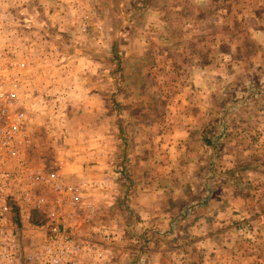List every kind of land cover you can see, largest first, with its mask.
<instances>
[{
    "label": "rangeland",
    "instance_id": "374dc122",
    "mask_svg": "<svg viewBox=\"0 0 264 264\" xmlns=\"http://www.w3.org/2000/svg\"><path fill=\"white\" fill-rule=\"evenodd\" d=\"M1 74L26 113L32 165L67 182L85 151L111 166L113 182L88 192L93 213L74 221L82 264H154V248L159 264H264V0H0ZM130 175L177 220L197 212V230L148 243L128 228L116 200ZM187 193L201 199L192 210ZM18 219L31 239L41 218Z\"/></svg>",
    "mask_w": 264,
    "mask_h": 264
},
{
    "label": "built area",
    "instance_id": "2783aa9c",
    "mask_svg": "<svg viewBox=\"0 0 264 264\" xmlns=\"http://www.w3.org/2000/svg\"><path fill=\"white\" fill-rule=\"evenodd\" d=\"M11 82L0 75V264H82L87 247L72 231V223L79 210L93 213L86 202L88 192L109 185L115 176L67 182L53 167L32 165L27 159L32 140L26 113ZM14 201L19 217L43 220L31 226L29 240L13 218ZM257 215L261 213L256 210ZM251 229V219H242L239 232Z\"/></svg>",
    "mask_w": 264,
    "mask_h": 264
},
{
    "label": "crops",
    "instance_id": "0c3cea01",
    "mask_svg": "<svg viewBox=\"0 0 264 264\" xmlns=\"http://www.w3.org/2000/svg\"><path fill=\"white\" fill-rule=\"evenodd\" d=\"M95 152H87L85 151V154L83 156H81V160L78 161L77 163H74L73 166L69 165L70 169V175L68 176L70 179L69 181H73V182H81L82 180H86V179H94V178H98L97 180H99L101 177L106 175H109V173L112 171L111 170V166L110 165H104L101 163L100 167L97 166H93V162H95ZM104 162V161H103ZM107 163V160L106 162ZM255 165H250L248 166V171L249 169L252 170V168H254ZM261 167V166H260ZM103 168L104 170L102 172L97 171L98 169ZM68 172V171H67ZM96 172V173H94ZM60 173V172H59ZM69 174V173H68ZM61 175V174H60ZM93 175V176H92ZM131 176V175H130ZM250 178V177H249ZM247 178V180H250L249 182L246 181V183L251 186L254 185V183H256L257 179L252 181L251 179ZM140 180V179H139ZM137 178L133 176H131V180L129 182V184H131V193L129 192L127 195L125 193H123V188H118V199L116 200V202H118V205H121L122 203L125 204V206L128 207V212H130V214L134 217L131 220H134V222L132 223V225L128 224V228H132L133 230L138 232H147L149 238H147L146 240H149L148 243L156 240L158 237H164L167 236L168 237H174L172 236L174 232L178 231L180 233H184V232H188L189 230H193L195 227L193 225H196L198 223H193L194 219L195 221L197 219H201L199 217V214L197 212H195L194 210L192 211L190 217V220L186 218H182L180 220H177V217H174V212L173 210H171V206H167V200L161 199L160 193H156L153 190H151L150 188L145 187L146 184H141ZM144 183H151L152 182V177H146V179H142L141 180ZM199 183V181L197 182ZM262 193V195L264 194L263 189H260ZM129 191V190H128ZM125 195V196H124ZM185 199H186V204L184 205V207L182 209H190L192 210V208H194L195 205H198V203L201 201L200 197H198L197 194L195 195H191L190 193L185 194ZM205 201V199H203ZM147 202V203H146ZM247 202L248 199H247ZM250 203V202H249ZM195 204V205H194ZM230 205V210L232 209V205ZM254 205V204H253ZM252 205V206H253ZM255 206V205H254ZM253 206V207H254ZM252 207V208H253ZM227 208V206H226ZM225 208V209H226ZM125 213H127V211L123 210ZM231 212V211H230ZM252 211H250L251 213ZM115 213V212H114ZM218 213L216 216L218 218L222 217H227L225 216L223 210L220 211L218 209ZM263 213V212H262ZM253 217H257L255 216V213H252ZM231 215V214H230ZM228 215V216H230ZM248 215V214H247ZM213 216H215V212L213 214ZM212 216V217H213ZM233 216V215H232ZM249 216V215H248ZM185 219V220H183ZM191 223H189L188 221H191ZM215 220V219H214ZM114 221V223H116L120 229L118 228V226L116 227L118 230H122V225L123 228H126V225L128 222L125 223H120V220ZM179 221H181L180 223H178ZM175 222V223H174ZM201 224V223H200ZM114 228V226H112ZM76 223L73 222L72 223V231L76 233ZM196 229V228H195ZM197 230V229H196ZM157 233H162V236H158ZM155 241V242H156ZM150 258L151 256L154 258V264H159L160 262L158 261L161 257H166V253L164 250L160 249V248H154L152 250H150ZM159 258V259H158Z\"/></svg>",
    "mask_w": 264,
    "mask_h": 264
},
{
    "label": "trees",
    "instance_id": "16d2710c",
    "mask_svg": "<svg viewBox=\"0 0 264 264\" xmlns=\"http://www.w3.org/2000/svg\"><path fill=\"white\" fill-rule=\"evenodd\" d=\"M208 144H211V141H206ZM13 205V218H14V220L15 221H19V219H18V206H17V203L14 201L13 203H12ZM35 225H41L42 223H43V220L42 219H40V220H33L32 221Z\"/></svg>",
    "mask_w": 264,
    "mask_h": 264
}]
</instances>
